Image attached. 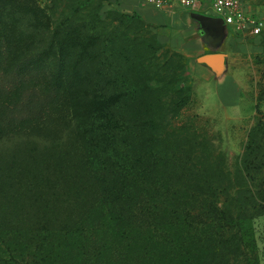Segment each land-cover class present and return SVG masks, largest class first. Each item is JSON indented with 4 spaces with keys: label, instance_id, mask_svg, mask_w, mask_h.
<instances>
[{
    "label": "trees",
    "instance_id": "1",
    "mask_svg": "<svg viewBox=\"0 0 264 264\" xmlns=\"http://www.w3.org/2000/svg\"><path fill=\"white\" fill-rule=\"evenodd\" d=\"M76 30L53 28L39 0H0V264H233L264 176L222 205L212 173L161 143L142 109L92 92L94 44Z\"/></svg>",
    "mask_w": 264,
    "mask_h": 264
},
{
    "label": "rangeland",
    "instance_id": "2",
    "mask_svg": "<svg viewBox=\"0 0 264 264\" xmlns=\"http://www.w3.org/2000/svg\"><path fill=\"white\" fill-rule=\"evenodd\" d=\"M39 2L53 28L71 24L77 35L89 38L87 47L94 44L82 71L91 78L94 94L125 95L114 111L142 109L148 116L143 122L152 123L161 143L174 141L181 159L212 173L222 205H239L250 198L249 191L258 192L264 176V0H243L261 18V34L229 27L222 47L226 64L218 73L128 13L131 0ZM256 129L257 150L247 154ZM245 156H254L250 172ZM229 190L233 194L226 197ZM253 215L247 226L250 241L243 252L229 254L233 264H264V209L250 211Z\"/></svg>",
    "mask_w": 264,
    "mask_h": 264
},
{
    "label": "crops",
    "instance_id": "3",
    "mask_svg": "<svg viewBox=\"0 0 264 264\" xmlns=\"http://www.w3.org/2000/svg\"><path fill=\"white\" fill-rule=\"evenodd\" d=\"M126 10L128 13L137 14L147 25L158 28L178 51L190 58L198 56V63L205 69L218 73L226 64L227 56L222 47L226 45L229 27L233 26L224 23L222 27H215L207 32L195 18V14H201L223 19L209 3L205 2L196 9L179 4L169 9H158L144 0H131V3L126 5ZM207 54H220L224 58H216L214 64L200 63L199 59Z\"/></svg>",
    "mask_w": 264,
    "mask_h": 264
},
{
    "label": "built area",
    "instance_id": "4",
    "mask_svg": "<svg viewBox=\"0 0 264 264\" xmlns=\"http://www.w3.org/2000/svg\"><path fill=\"white\" fill-rule=\"evenodd\" d=\"M158 9H169L176 4L190 9H196L205 2L222 16L225 23L235 27L239 32L258 36L262 31V20L253 11L247 8L243 0H144Z\"/></svg>",
    "mask_w": 264,
    "mask_h": 264
},
{
    "label": "water",
    "instance_id": "5",
    "mask_svg": "<svg viewBox=\"0 0 264 264\" xmlns=\"http://www.w3.org/2000/svg\"><path fill=\"white\" fill-rule=\"evenodd\" d=\"M195 18H197L203 25L205 31L209 32L211 29H214L215 27H222L224 25L223 19L213 18L210 16H205L201 14H195ZM216 58H224L223 55L220 54H207L202 56L199 59L200 63H207V64H214V60Z\"/></svg>",
    "mask_w": 264,
    "mask_h": 264
}]
</instances>
